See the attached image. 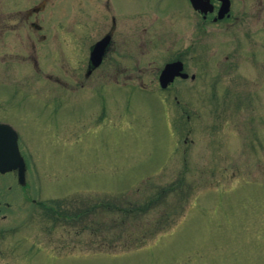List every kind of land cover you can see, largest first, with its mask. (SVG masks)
<instances>
[{
  "label": "rangeland",
  "instance_id": "374dc122",
  "mask_svg": "<svg viewBox=\"0 0 264 264\" xmlns=\"http://www.w3.org/2000/svg\"><path fill=\"white\" fill-rule=\"evenodd\" d=\"M38 2L0 0V17L18 27ZM45 5L46 38L21 22L0 48V121L29 166L24 187L0 177V264H264V70L245 68L264 62L231 67L223 28L196 31L188 0ZM100 8L154 36L136 81L96 71L80 85ZM179 55L196 77L162 89L163 60ZM126 199L152 201L129 215L100 206Z\"/></svg>",
  "mask_w": 264,
  "mask_h": 264
},
{
  "label": "flooded vegetation",
  "instance_id": "af4514ba",
  "mask_svg": "<svg viewBox=\"0 0 264 264\" xmlns=\"http://www.w3.org/2000/svg\"><path fill=\"white\" fill-rule=\"evenodd\" d=\"M47 1L49 0H40V2L37 4L38 6L34 5L33 7H29L22 14L20 13L17 19L18 27L15 26L14 28H10L7 18L4 16L0 17V36H2L0 37V39H2V42L0 43L1 51H3V49H8L9 46V39L5 38L6 33H8L10 29L12 31L14 29H19L21 31V27H19L21 22H23L22 24L28 22L31 29L36 31L37 38H46L45 34H42L44 26L38 22V15L41 13V11L45 10V4ZM205 1H207V4L204 6L205 10H203L194 9L188 0V5L194 10L197 19L195 29L201 33L203 29L206 30L208 24L217 25L218 27L215 29L223 28L224 33L227 35V42L229 46L227 49L228 53L225 55V62H231V67H233V63L235 62H264V0H255V2L254 0ZM101 3L103 2L101 1ZM249 3L253 5L252 8L254 10H249ZM101 11L102 8H100L99 12ZM101 14L103 16L102 20L100 21V26L97 30V33L91 39L89 36H86L88 47L83 49L82 53V60L83 62H86V68L81 76L83 81L80 85L85 86V83L95 74L96 71L101 72V74L98 76L102 78L103 83H105V81L115 83L121 81L128 83L131 82V80L136 81L137 77H141L134 75L138 68V64H140V62H153V60L150 58L152 54L150 49L154 41V36L148 32L149 28L139 29L136 25H131L129 27L120 25L121 23L119 22L116 13L112 15V18H106L102 12ZM250 21H252V24ZM73 34L74 33L72 32V35ZM73 41H76V39L73 38ZM98 43L103 46L101 57H96L92 54L95 46ZM72 45H74V43H72ZM76 46H79V44L76 43ZM139 53H141L142 56L140 58L138 55ZM176 61H181L184 63L180 55L163 60V62L167 63ZM32 62H39V59L35 57L32 59ZM94 62L100 63L95 65ZM121 62H129V71L127 69L128 66L122 67ZM245 68L248 71L250 77H256V79H259L263 75V64H252L251 66L247 65ZM184 71H186L185 64ZM77 77L79 76H74L71 74L68 75L69 79L80 83ZM195 77H190V79L194 80ZM177 79L183 78L177 76L174 81L167 86L166 89H171L172 85H174ZM57 81L60 82L58 78ZM59 93L61 94L53 93L55 96L52 98H60L63 93ZM15 130L18 134L17 139L21 154L25 158L27 164V177L29 166L27 156L22 145V136L18 129L15 128ZM9 174L17 179L19 184V169H13L12 171L6 173H0V177L7 176ZM19 185L24 187L21 184ZM11 188L12 186H9L8 189ZM1 194L2 191L0 190V197Z\"/></svg>",
  "mask_w": 264,
  "mask_h": 264
},
{
  "label": "water",
  "instance_id": "95a60500",
  "mask_svg": "<svg viewBox=\"0 0 264 264\" xmlns=\"http://www.w3.org/2000/svg\"><path fill=\"white\" fill-rule=\"evenodd\" d=\"M194 8L204 9L207 1L205 0H191ZM103 51V46L99 43L95 46L93 50V56L101 57ZM98 65L100 62H94ZM183 62L176 61L167 63L160 74V84L161 86L167 87L176 76H181L187 78L188 73L183 72ZM194 78V75L192 76ZM17 133L13 127L6 123H0V173H5L13 169H19V183L24 185L26 164L19 151V146L17 142Z\"/></svg>",
  "mask_w": 264,
  "mask_h": 264
},
{
  "label": "trees",
  "instance_id": "16d2710c",
  "mask_svg": "<svg viewBox=\"0 0 264 264\" xmlns=\"http://www.w3.org/2000/svg\"><path fill=\"white\" fill-rule=\"evenodd\" d=\"M165 193V189H162L159 191L157 194V197L160 198L163 194ZM152 200L148 201L146 204L139 205L133 203L130 199L123 200L122 204L118 205H113L111 203H100V206L106 208V209H116L119 210L120 212L124 213L125 215L129 214H135L137 211L142 212L146 210L151 203Z\"/></svg>",
  "mask_w": 264,
  "mask_h": 264
}]
</instances>
